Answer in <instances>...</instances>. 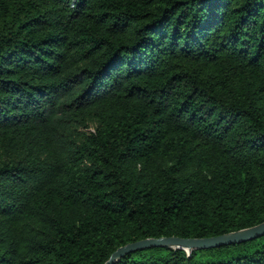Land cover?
I'll list each match as a JSON object with an SVG mask.
<instances>
[{
    "label": "trees",
    "instance_id": "1",
    "mask_svg": "<svg viewBox=\"0 0 264 264\" xmlns=\"http://www.w3.org/2000/svg\"><path fill=\"white\" fill-rule=\"evenodd\" d=\"M264 223V0H0V264ZM114 264H264V236Z\"/></svg>",
    "mask_w": 264,
    "mask_h": 264
},
{
    "label": "water",
    "instance_id": "2",
    "mask_svg": "<svg viewBox=\"0 0 264 264\" xmlns=\"http://www.w3.org/2000/svg\"><path fill=\"white\" fill-rule=\"evenodd\" d=\"M264 236V223L255 227L211 238H151L128 244L115 251L106 264H114L127 254L153 248L184 250L190 255L194 250H209L242 244Z\"/></svg>",
    "mask_w": 264,
    "mask_h": 264
}]
</instances>
